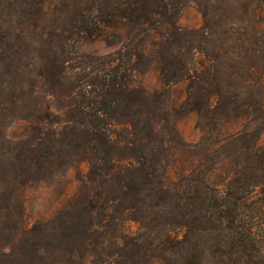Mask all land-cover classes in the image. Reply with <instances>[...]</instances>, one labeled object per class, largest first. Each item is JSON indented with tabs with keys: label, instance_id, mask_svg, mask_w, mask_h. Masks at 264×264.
Here are the masks:
<instances>
[{
	"label": "trees",
	"instance_id": "1",
	"mask_svg": "<svg viewBox=\"0 0 264 264\" xmlns=\"http://www.w3.org/2000/svg\"><path fill=\"white\" fill-rule=\"evenodd\" d=\"M263 132L264 0H0V264H264Z\"/></svg>",
	"mask_w": 264,
	"mask_h": 264
},
{
	"label": "rangeland",
	"instance_id": "2",
	"mask_svg": "<svg viewBox=\"0 0 264 264\" xmlns=\"http://www.w3.org/2000/svg\"><path fill=\"white\" fill-rule=\"evenodd\" d=\"M200 23V15L197 13V11L194 8H186L182 14L181 17V24L185 26H197ZM93 51H96L98 53H104L108 51L104 46L99 45V46H93L90 48ZM155 81V78L151 75L147 76L146 82L149 85H152ZM178 92H176L173 96L176 97ZM194 118L193 117H188L185 120H183L179 124V130L188 142H192L196 138V131L194 129ZM260 143L264 146V132L261 134L260 137ZM43 195V193L39 192H33L32 194L30 193V205L34 207V210L38 212H45L47 208L49 207V202L46 199H43L38 202V205H35V203L40 200V198ZM46 197V196H45Z\"/></svg>",
	"mask_w": 264,
	"mask_h": 264
}]
</instances>
